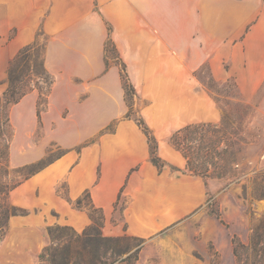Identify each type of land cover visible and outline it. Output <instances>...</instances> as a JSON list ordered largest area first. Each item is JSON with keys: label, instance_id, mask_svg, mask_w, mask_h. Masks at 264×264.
<instances>
[{"label": "crops", "instance_id": "1", "mask_svg": "<svg viewBox=\"0 0 264 264\" xmlns=\"http://www.w3.org/2000/svg\"><path fill=\"white\" fill-rule=\"evenodd\" d=\"M108 27L158 154L165 130L190 125L192 99L203 95L194 86L202 66L217 82L234 81L246 98L263 92L264 108V0H0V92L8 87L10 62L40 34L45 69L54 77L41 122L40 93L33 90L12 106V124L16 130L42 124L59 145H84L11 191L25 215L14 218L0 244L1 264H37L52 225L88 226L89 215L75 206L86 194L105 226L142 238L172 226L200 201L193 189L176 199L178 184L199 191V181L166 165L158 169L146 135L127 117L120 65L106 60ZM122 196L123 219L114 223Z\"/></svg>", "mask_w": 264, "mask_h": 264}, {"label": "rangeland", "instance_id": "2", "mask_svg": "<svg viewBox=\"0 0 264 264\" xmlns=\"http://www.w3.org/2000/svg\"><path fill=\"white\" fill-rule=\"evenodd\" d=\"M35 44L37 67H31L21 77L23 87L19 92L32 89L46 94L48 87L42 78L45 37L40 34ZM107 56L109 64L120 65L119 56L114 49ZM194 86L203 95L194 96L192 99L190 124L211 127L207 135L221 140L222 148L238 151L239 164L234 171L222 178L197 176L186 168V161L183 163L181 154L169 142L170 136L176 130H165L164 144H161L158 154L164 166L166 165L165 168L172 174L179 172L177 176L184 174L193 177L199 181L201 188L198 191L195 185L178 184L176 199L183 200L186 193L193 189L200 194V201L190 209L187 208V212L172 226L152 238L133 236L144 241L136 264H241L233 254V239L236 237L243 244H249L253 231L264 218L263 92L253 98H246L234 81H215L206 65L194 73ZM5 91L0 92L2 100ZM135 98L132 120L143 117L140 113L143 103L138 104ZM41 100L44 111L45 97ZM10 108L11 106L0 108V244L7 237L14 218L25 215L22 209L13 206L11 191L68 151H80L84 146L59 145L52 139L54 130L45 129L42 124L34 130H16L11 120L7 119ZM223 121L226 122L224 132L214 135L213 129L221 127ZM114 128L115 122L110 128L111 131ZM37 156L42 158L29 162ZM172 182L174 183L173 180ZM60 190L65 192L66 186L61 184ZM82 200V210L89 215L90 224L83 230L81 224H75V228L66 224L48 227L44 244L36 256L37 264H42L40 255L45 249L50 246L58 250L64 249L90 225L94 226L90 233L96 239L130 236L105 226L102 213L92 208L88 194ZM125 206L126 199L122 196L114 223L123 219ZM214 213L220 214L223 223Z\"/></svg>", "mask_w": 264, "mask_h": 264}, {"label": "trees", "instance_id": "3", "mask_svg": "<svg viewBox=\"0 0 264 264\" xmlns=\"http://www.w3.org/2000/svg\"><path fill=\"white\" fill-rule=\"evenodd\" d=\"M109 39L106 42V60L109 57L107 54L111 49L116 51L114 43L111 39V28L108 27ZM36 44H31L17 54L10 62L8 68V87L3 93V100L0 99V108L5 106H14L19 103L24 96L33 91L19 92L23 87L24 74L30 71L31 67L36 69L35 49ZM42 68L45 83L48 90L46 94H41L37 104V116L41 122L42 100L47 97L52 89L54 77L45 69L44 59L42 58ZM121 78L125 89V100L129 111L127 117L131 119L133 115V100L135 97V88L128 76L126 65L120 63ZM4 103V104H2ZM5 105V106H4ZM3 106V107H2ZM10 108V111H11ZM10 121V112L7 116ZM138 126L142 129L148 139L151 150V161L158 168L162 169L164 164L158 156V142L152 131L149 129L144 119L139 117L135 119ZM225 121L221 127L213 129L214 135L224 132ZM211 127L205 125H187L175 131L169 139L170 144L181 153L186 160V168L197 176L203 178H222L236 169L239 164L238 151H229L221 147L222 141L209 137L207 133ZM75 206L82 208V199H79ZM94 209V208H93ZM96 210V209H94ZM25 212L24 210H22ZM216 217L223 223L219 213H214ZM24 215V214H21ZM94 225L96 221L94 220ZM93 225L86 228L80 235H77L74 240L64 249L58 250L53 246L45 249L40 255L42 264H136L139 260V255L143 249V239L133 236L123 237H106L94 238L91 235ZM51 233V230H50ZM233 254L241 264H264V218L253 231L249 244H243L234 237L233 239Z\"/></svg>", "mask_w": 264, "mask_h": 264}]
</instances>
